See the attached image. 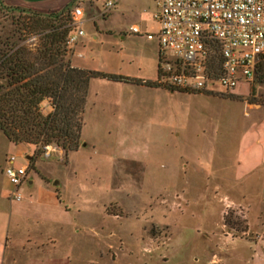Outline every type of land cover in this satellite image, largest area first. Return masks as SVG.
I'll return each instance as SVG.
<instances>
[{
  "label": "rangeland",
  "instance_id": "obj_1",
  "mask_svg": "<svg viewBox=\"0 0 264 264\" xmlns=\"http://www.w3.org/2000/svg\"><path fill=\"white\" fill-rule=\"evenodd\" d=\"M104 1L77 4L84 34L64 59L154 78V41L129 32L119 38L130 23L154 31L153 7L106 19ZM69 11L45 22L68 26ZM27 17L0 2V40L8 35L29 47L39 44L45 30L31 27ZM157 87L92 79L80 145L66 155L51 145H16L0 131V192L9 184L2 173L7 155H15L16 164L25 158L28 166L21 198L10 199L15 264H264L261 170L249 161L252 151L264 149V83L257 77L249 86L241 83L234 88L240 94L217 84L216 93ZM184 159L201 169L188 164L183 173ZM242 165L248 175L235 180ZM54 189L58 196L49 199ZM242 192L251 230L247 225L244 238H231L224 235L232 230L222 226L220 207L224 196ZM228 209L243 217L238 207Z\"/></svg>",
  "mask_w": 264,
  "mask_h": 264
},
{
  "label": "built area",
  "instance_id": "obj_2",
  "mask_svg": "<svg viewBox=\"0 0 264 264\" xmlns=\"http://www.w3.org/2000/svg\"><path fill=\"white\" fill-rule=\"evenodd\" d=\"M154 31L130 25L128 32L152 39L157 48L156 81L186 92H231L240 83L255 79L264 57V0H153ZM113 0L102 3V11ZM70 29L65 53H72L84 34L83 11L77 4L69 11ZM76 56H81L76 53ZM47 147V146H45ZM44 147V148H45ZM7 155L2 173L10 184L8 198L19 200L21 184L28 180L27 160L16 164Z\"/></svg>",
  "mask_w": 264,
  "mask_h": 264
},
{
  "label": "trees",
  "instance_id": "obj_3",
  "mask_svg": "<svg viewBox=\"0 0 264 264\" xmlns=\"http://www.w3.org/2000/svg\"><path fill=\"white\" fill-rule=\"evenodd\" d=\"M72 4L70 2L54 13L6 6L9 10L26 14L33 24L31 27L40 26L45 30L40 43L34 47L19 42L21 38L9 41L8 35L0 40V131L14 144L26 143L41 148L51 145L61 150L63 155L77 150L91 78L158 86L156 80L141 81L120 74L80 68L64 59V40L70 26L62 21L57 25L45 21L58 19ZM257 73L255 78L264 83V57L258 63ZM45 99L50 106L47 112L40 107ZM246 100L248 103L256 102L251 98ZM259 103L263 105L264 101ZM55 194L57 197L56 189ZM222 222L233 231H228L231 236L243 237L247 232L245 219L236 216L232 209L225 211Z\"/></svg>",
  "mask_w": 264,
  "mask_h": 264
},
{
  "label": "crops",
  "instance_id": "obj_4",
  "mask_svg": "<svg viewBox=\"0 0 264 264\" xmlns=\"http://www.w3.org/2000/svg\"><path fill=\"white\" fill-rule=\"evenodd\" d=\"M0 2L3 3L5 6H8V7H18V8H22V9H27V10L39 12V13H54V12H58L59 10L64 8L70 2H73L72 5H75V4H83L85 2L97 3V0H0ZM145 5H150L153 7V11L155 10V5H154L153 0H113V5L107 9L108 16L106 17V19H108L112 15L119 14L120 16H122L124 13L128 14V13H132L134 10L144 9ZM151 18H152V14H151ZM130 25H136L139 27V25L136 23H130L128 25V27ZM128 27H127V29L123 28V27L119 29V38L120 39L124 38V33L128 32L127 31ZM111 31L112 30H109V29L107 30L108 33H110ZM92 39H94V35L92 36ZM148 40H152V39H148ZM84 41L85 40L82 39L81 43H79V46L80 45L83 46ZM152 41H154V40H152ZM153 47H154V50L156 52V54H154V59L156 61L157 60V48H156L155 41H154ZM122 55H125V54H122ZM71 65L76 66V67H80V68H87V69L91 68L86 64L77 63L75 61ZM107 72L108 73H114V72H109V71H107ZM115 74H120L123 76H127L129 78H134V79H138L141 81H154V80H156V76H157V63L155 64V77L154 78L137 77V76H133V75L129 76V75L122 74V73H115ZM92 79H95V78H91L89 80L88 87H89L90 81ZM97 79H101V78H97ZM104 80H106V79H104ZM106 81L116 82V83H119L121 85L122 84H131L134 86L158 88L157 86H147V85L142 84V83H135V82H131V81H126V82H124V81H111V80H106ZM234 92L239 93V94L241 93V92H238L235 90H234ZM45 103L47 104L46 105V112H47L50 110V106L46 100H45ZM254 106H257V105H254ZM254 142H259V141L256 139ZM262 142H264V135H263V141ZM16 145H24V146L29 145L30 146V144H26V143H17ZM249 161L253 164L252 166L254 168L261 170V172H259V179L261 180V183H262V191L260 192L259 200H260V202L264 203V168H263L264 167V149L261 150L260 152H258V150H256V149L254 151H252V154H251V157L249 158ZM188 164H193L195 167H197L196 169H201V167L199 165L194 164L190 160L184 159V162H182V165H181L184 169L183 173H185V171L187 170ZM237 166L240 168L239 164ZM241 167H242V170L235 174L236 175L235 180H245L247 175H248V170L246 169V166L242 165ZM10 189H11V186H10V184H8L6 191H4L2 193L0 192V199H1V201H3L2 206H0V264H15V262L18 261V257L16 256V254H14L13 252H11L9 250V247H10V229L12 227V225H11V223H12L11 222L12 210L10 208V201L11 200L8 198V192ZM31 192H32V190H28L29 194ZM49 195L50 196H48V198L49 199L52 198L54 200V198L56 197L55 189L52 190L49 193ZM28 196L31 197V195H28ZM223 199H224V202H223L224 204H223V206L220 207L221 222H222V217H223V214L225 213V211L228 208H234L236 206L242 212L243 217L245 218L246 223L248 225V230H251L250 223H249V220H250L249 209L250 208H249L248 199L246 198V193L242 192L238 196V198H233L230 196H226V197L224 196ZM222 226L224 227L223 222H222ZM226 234L229 237H231L230 236L231 234H229L228 231L224 230V235H226ZM233 237H238V236H232L231 238H233ZM239 238H244V237H239ZM29 240H30V238L26 239V243H29ZM48 242L51 243L52 241L48 239Z\"/></svg>",
  "mask_w": 264,
  "mask_h": 264
},
{
  "label": "water",
  "instance_id": "obj_5",
  "mask_svg": "<svg viewBox=\"0 0 264 264\" xmlns=\"http://www.w3.org/2000/svg\"><path fill=\"white\" fill-rule=\"evenodd\" d=\"M56 183V181H53V184H55Z\"/></svg>",
  "mask_w": 264,
  "mask_h": 264
}]
</instances>
